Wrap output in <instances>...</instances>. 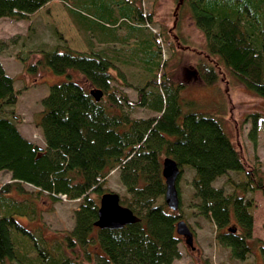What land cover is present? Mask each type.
I'll return each instance as SVG.
<instances>
[{
    "label": "trees",
    "instance_id": "16d2710c",
    "mask_svg": "<svg viewBox=\"0 0 264 264\" xmlns=\"http://www.w3.org/2000/svg\"><path fill=\"white\" fill-rule=\"evenodd\" d=\"M48 1L0 0V18L26 20ZM100 1L86 0L107 18L102 28L76 24L100 43L122 46L131 37L136 68L149 75L143 85L133 87L132 101L110 85L111 63L101 57V50L84 53L59 45L41 51L25 71L48 69L67 78L51 84L41 99L40 117L35 120L43 140L39 147L17 130L14 106L20 89L14 88V79L0 63V172L9 175L0 185V264H171L179 257L175 224L182 214L179 206L170 211L163 200L156 202L164 193L160 174L164 157L177 163L179 173L183 166L191 168L185 169L192 172L190 188L198 200V213L212 222L216 242L229 250L230 257L243 261L250 252L253 221V202L246 193L257 190L264 198L260 164L245 168L213 113H182L179 87L157 75L161 44L158 34L150 32L151 13L136 8L134 0ZM191 18L204 36L207 53L216 56L245 90L264 98V0H196ZM119 28L126 36L114 35ZM111 49L112 57L122 55L121 50ZM21 58L18 62L23 65ZM70 70L78 72L91 89H99L101 97L95 101L89 88L69 77ZM196 70L205 84L215 82V67L199 63ZM133 107L157 115L129 117ZM246 117L247 136L254 143L259 115ZM112 170L118 171L129 194L119 203L139 220L118 229H99L94 226L98 199ZM229 172L238 176V181L226 179L229 191L213 185ZM61 196L77 201L74 224L50 240L41 227L30 229L39 217L34 200L45 197L54 203ZM256 242L264 261V242Z\"/></svg>",
    "mask_w": 264,
    "mask_h": 264
},
{
    "label": "rangeland",
    "instance_id": "374dc122",
    "mask_svg": "<svg viewBox=\"0 0 264 264\" xmlns=\"http://www.w3.org/2000/svg\"><path fill=\"white\" fill-rule=\"evenodd\" d=\"M195 1L134 0L132 3L143 13H151L150 32L158 34L161 44V58L158 62L161 61L162 66L157 75H163L172 85L179 87L178 102L182 113L190 110L213 113L245 168L259 163V169L264 174V98L245 90L229 75L216 56L207 53L204 36L191 18V5ZM98 13L93 11L86 0H51L29 14L26 20L0 18V63L4 72L14 79V88L20 89L14 106L18 116L16 125L21 134L36 144H43L35 123L40 117L41 99L51 84L67 78L48 69H39L36 73L25 71V66L40 58L41 51L53 50L59 45L84 53H99L101 50V57L111 63L109 72L114 79L110 81V85L125 92L132 101L136 99L133 87L141 86L147 80L146 76L149 74L136 68L138 62L132 57L134 41L131 37L125 39L122 46L119 42L112 45L113 42L100 43L96 38L91 39L92 34L81 31L86 25L98 28H102V24L105 25L107 18L100 15L103 14L100 9ZM76 21L83 23V27L81 25L79 28ZM57 33L65 42L59 39ZM125 34L126 31L121 28L114 33L116 37L126 36ZM111 47L121 50L122 55L112 57ZM21 57L25 58L23 65L18 62ZM199 63L215 67V82L210 85L204 83L196 70ZM190 71L194 74H190ZM69 77L91 89L78 72L70 70ZM123 83H128L129 86H124ZM251 113H257L260 120L254 143L247 136L250 123L246 116ZM153 115L157 113L143 108L133 107L129 110V117L132 118H147ZM185 168L189 167L183 166L177 179L179 208L181 219L193 234V249L184 243L182 236H178L179 257L171 264H264L256 242H264V198L261 193L257 190L246 193V197H250L253 202L251 239L248 243L250 252L243 261H238L230 257L227 248L216 242L212 222L198 213V200L192 197L190 188L191 168ZM237 177L236 173L229 172L226 176L218 178L213 185L229 191L226 179L238 181ZM8 180L9 175L0 172V185ZM102 186L105 192L117 193L119 201L123 196H129L119 181L117 170L107 174ZM22 198L17 197L20 202ZM162 200L163 198L159 197L156 202ZM76 207L77 201L60 199L52 203L45 197L38 198L34 200V209L39 217L30 229L41 227L43 236L50 237V240L63 235L73 227V211ZM228 226L231 227L232 224Z\"/></svg>",
    "mask_w": 264,
    "mask_h": 264
},
{
    "label": "water",
    "instance_id": "95a60500",
    "mask_svg": "<svg viewBox=\"0 0 264 264\" xmlns=\"http://www.w3.org/2000/svg\"><path fill=\"white\" fill-rule=\"evenodd\" d=\"M88 93L97 101L101 97L99 89H90ZM160 174L163 178V201L170 211H176L179 206L176 179L179 175L177 163L170 157L161 161ZM94 226L99 229H118L124 225L137 222L139 219L129 208L119 203V196L115 192H104L99 196ZM175 232L183 237L184 243L193 249L192 233L183 220L175 224Z\"/></svg>",
    "mask_w": 264,
    "mask_h": 264
},
{
    "label": "crops",
    "instance_id": "0c3cea01",
    "mask_svg": "<svg viewBox=\"0 0 264 264\" xmlns=\"http://www.w3.org/2000/svg\"><path fill=\"white\" fill-rule=\"evenodd\" d=\"M3 66V65H2ZM18 132L21 134V132L19 131V129L17 128ZM25 139H27L28 141H31L33 143H35L34 141L30 140L28 137H25L23 134H21ZM43 141V140H42ZM39 147L43 146V144H37Z\"/></svg>",
    "mask_w": 264,
    "mask_h": 264
},
{
    "label": "flooded vegetation",
    "instance_id": "af4514ba",
    "mask_svg": "<svg viewBox=\"0 0 264 264\" xmlns=\"http://www.w3.org/2000/svg\"><path fill=\"white\" fill-rule=\"evenodd\" d=\"M189 73H190V74H194V72H193V71H192V72L190 71Z\"/></svg>",
    "mask_w": 264,
    "mask_h": 264
}]
</instances>
